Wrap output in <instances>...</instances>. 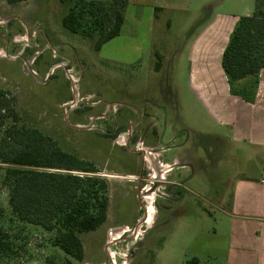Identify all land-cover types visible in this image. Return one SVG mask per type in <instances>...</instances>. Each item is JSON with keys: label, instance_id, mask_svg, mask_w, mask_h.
I'll return each mask as SVG.
<instances>
[{"label": "rangeland", "instance_id": "374dc122", "mask_svg": "<svg viewBox=\"0 0 264 264\" xmlns=\"http://www.w3.org/2000/svg\"><path fill=\"white\" fill-rule=\"evenodd\" d=\"M72 1L0 0V89L14 100L18 125L99 171L107 182V219L81 236V263L64 256L52 246L54 233L17 221L0 164V233L10 242L0 264H185L192 257L218 264L234 179L255 170L248 150L231 143L193 93L184 46L203 20L179 19L165 30L158 16L140 42H128L125 27L96 53L91 40L61 26ZM126 42L141 60L134 66L109 61ZM156 54L159 72L151 67ZM126 113L132 114L129 130ZM149 119L161 130L153 145L147 141L153 132L135 129ZM11 123L0 125V137ZM140 172L142 208L135 193Z\"/></svg>", "mask_w": 264, "mask_h": 264}, {"label": "trees", "instance_id": "16d2710c", "mask_svg": "<svg viewBox=\"0 0 264 264\" xmlns=\"http://www.w3.org/2000/svg\"><path fill=\"white\" fill-rule=\"evenodd\" d=\"M25 0H6L15 3ZM71 3V4H70ZM61 19L69 33L92 41L94 52L120 34L128 0H73ZM155 70L160 56L156 54ZM230 89L264 68V0H255L251 16L240 17L221 59ZM13 99L0 89V125L12 121L1 133L2 180L9 183L8 205L21 223L54 233L52 246L64 256L81 263L84 251L81 236L100 228L107 219V182L88 161L61 149L40 131L17 124ZM248 101H251L248 100ZM6 234L0 233V254L10 249ZM47 264H71L49 261ZM185 264H200L195 257Z\"/></svg>", "mask_w": 264, "mask_h": 264}, {"label": "crops", "instance_id": "0c3cea01", "mask_svg": "<svg viewBox=\"0 0 264 264\" xmlns=\"http://www.w3.org/2000/svg\"><path fill=\"white\" fill-rule=\"evenodd\" d=\"M254 5L255 0H128L121 27L129 31L125 37L128 42L138 43L153 33L158 16L163 19L160 22L164 21L165 30L179 19L203 20L184 46L193 93L216 125L228 130L231 143L248 150L255 170L252 176L239 174L234 179L231 203L223 212L228 218V229L218 264H264V68L256 78L248 76L234 84L235 91H243L245 97H240L230 89L221 67L222 54L234 28L240 17L252 15ZM128 42L121 46L120 55L108 60L122 66L136 65L141 57ZM146 50H151L149 39ZM151 61L152 70L159 72L161 66L159 70L154 68L157 58ZM123 116L129 130L132 114ZM135 129L153 132L147 140L152 141L149 145L154 144L155 131H161L153 119L142 121Z\"/></svg>", "mask_w": 264, "mask_h": 264}, {"label": "flooded vegetation", "instance_id": "af4514ba", "mask_svg": "<svg viewBox=\"0 0 264 264\" xmlns=\"http://www.w3.org/2000/svg\"><path fill=\"white\" fill-rule=\"evenodd\" d=\"M150 166H151V165H150ZM151 167H152V166H151ZM138 176H139V178H140V181H138V182L136 183L135 193H136V200H137V203H138V205L140 206V208H142V205H140V195H141V191H142V184H141V182L143 181L144 176H143L142 172H140V173L138 174ZM152 178H155V177H152ZM137 187H140V190H139V191H137ZM143 209H144V208H143ZM144 212H145V210H144Z\"/></svg>", "mask_w": 264, "mask_h": 264}, {"label": "water", "instance_id": "95a60500", "mask_svg": "<svg viewBox=\"0 0 264 264\" xmlns=\"http://www.w3.org/2000/svg\"><path fill=\"white\" fill-rule=\"evenodd\" d=\"M140 190V187H137V191H139Z\"/></svg>", "mask_w": 264, "mask_h": 264}]
</instances>
